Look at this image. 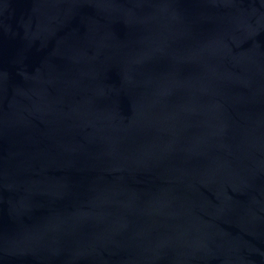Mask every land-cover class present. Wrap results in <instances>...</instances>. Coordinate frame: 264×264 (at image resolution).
Returning <instances> with one entry per match:
<instances>
[{"label": "water", "instance_id": "water-1", "mask_svg": "<svg viewBox=\"0 0 264 264\" xmlns=\"http://www.w3.org/2000/svg\"><path fill=\"white\" fill-rule=\"evenodd\" d=\"M0 264H264V0H0Z\"/></svg>", "mask_w": 264, "mask_h": 264}]
</instances>
